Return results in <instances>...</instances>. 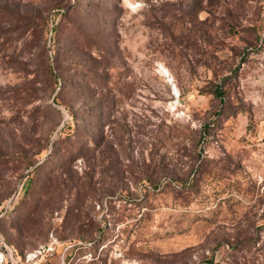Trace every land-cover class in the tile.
Masks as SVG:
<instances>
[{
  "label": "rangeland",
  "instance_id": "obj_1",
  "mask_svg": "<svg viewBox=\"0 0 264 264\" xmlns=\"http://www.w3.org/2000/svg\"><path fill=\"white\" fill-rule=\"evenodd\" d=\"M0 239L264 264V0H0Z\"/></svg>",
  "mask_w": 264,
  "mask_h": 264
},
{
  "label": "trees",
  "instance_id": "obj_2",
  "mask_svg": "<svg viewBox=\"0 0 264 264\" xmlns=\"http://www.w3.org/2000/svg\"><path fill=\"white\" fill-rule=\"evenodd\" d=\"M215 96H218L221 99V91L219 88L215 89ZM15 255H16V252H15Z\"/></svg>",
  "mask_w": 264,
  "mask_h": 264
},
{
  "label": "built area",
  "instance_id": "obj_3",
  "mask_svg": "<svg viewBox=\"0 0 264 264\" xmlns=\"http://www.w3.org/2000/svg\"><path fill=\"white\" fill-rule=\"evenodd\" d=\"M2 245V246H1ZM0 247H4L5 248V245L4 243L2 242V240L0 239Z\"/></svg>",
  "mask_w": 264,
  "mask_h": 264
}]
</instances>
